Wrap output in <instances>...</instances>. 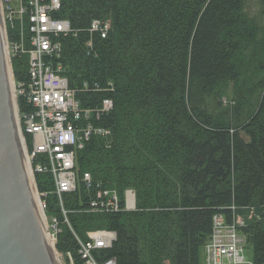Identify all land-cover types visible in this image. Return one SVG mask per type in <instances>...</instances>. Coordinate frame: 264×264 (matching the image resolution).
<instances>
[{
    "label": "trees",
    "instance_id": "trees-1",
    "mask_svg": "<svg viewBox=\"0 0 264 264\" xmlns=\"http://www.w3.org/2000/svg\"><path fill=\"white\" fill-rule=\"evenodd\" d=\"M246 1L70 0L62 4L55 18L67 20L71 32L60 38V58L49 62L53 69L60 66L58 74L67 79L82 108L95 110L105 99L112 101L109 113L95 123L111 131L115 141L108 149L92 139L78 152L77 187L63 196L62 206L56 197H46L45 215L58 221L55 249L59 253H68L75 264H82L78 244L63 222V210L80 239L86 230L116 234L109 249L92 252L97 264L109 260L146 264L143 228L123 223L142 212L141 196L135 195L134 213L90 214L94 186L87 190L79 179L89 172L93 183L106 188L114 184L121 195L129 185L119 182V176L112 184V170L105 162L111 155L118 172L116 141L124 131L125 117L129 119L130 110L153 108L166 134L165 152L177 146L183 153L176 200L161 211L153 209L165 212L164 221L173 223L169 217L176 218L177 236L168 244L167 264H199L200 250L210 239L217 215L229 224L235 218L242 220L237 231L252 251V263L264 264V94L255 113L235 126L213 122L200 109L202 99L219 84L237 78L235 56L247 49L254 32L243 14ZM93 20L111 23L105 39L88 32ZM7 36L10 39L12 33L7 31ZM11 65L14 81H26L27 58H14ZM17 106L19 112L30 110L22 98ZM180 127L185 134L177 132ZM95 156L103 159H95L90 168ZM35 183L39 194L52 187L47 175L36 176Z\"/></svg>",
    "mask_w": 264,
    "mask_h": 264
},
{
    "label": "rangeland",
    "instance_id": "rangeland-1",
    "mask_svg": "<svg viewBox=\"0 0 264 264\" xmlns=\"http://www.w3.org/2000/svg\"><path fill=\"white\" fill-rule=\"evenodd\" d=\"M243 14L247 23L250 25V27L253 29L254 32L251 37L252 40L250 39L251 41L250 45L247 44L248 45L247 49L241 53H237L235 56L234 64L237 71V78L234 81V83L223 82L219 84L211 95L206 96L202 99L200 105V109L213 122L224 124L226 126H235L236 124L245 123L255 113L257 104L260 98L264 94V0H247L244 5ZM10 32L14 37L15 32L11 30ZM90 34L93 35L96 33H90ZM60 38L61 37H59V39ZM89 43L90 42H88V44ZM6 46L8 47L7 43ZM14 58H26V55L12 57L11 60ZM11 60L9 61L11 76L13 78L14 84L18 85V83L21 81L19 82L14 81ZM58 73H60V71ZM27 77H28V72H27ZM69 90L71 89L69 88ZM24 102L26 103V105H28V107H30L31 110V106L25 100ZM15 105H16V101H15ZM29 111H25V112H29ZM23 113L24 112H19L18 110L19 118L22 119ZM106 113L100 110V112H96L94 114V117L93 114H91L90 112L87 113L82 111V113H78V112L75 113L78 114V117L80 118L81 121H84L83 116H86L87 117L86 120L88 122L85 121V124L73 123L72 125L74 126L75 124V126H77L82 131L86 128L84 131V138H85V134H88V136L87 139H85L86 141L83 140L85 141V143L82 149L73 150L74 160L78 152L82 151L85 145L89 143L92 139H97L99 142H101L103 144V148L106 147L109 149L111 146L114 145L113 142L115 140L114 138L112 139L111 131L104 129L100 127L97 123H95V121H98V119ZM69 114L73 115L70 112ZM128 116L129 119H126L125 117L124 124L121 125V128L124 129V131L119 132L118 134L119 136L116 141V145L120 150V152L117 153V160H116L118 164L116 169L118 170V172L114 171L115 165H113V161H112L113 157L111 155L105 162L106 164L105 167L109 170H112V173L110 174V178L112 179V181L111 179L109 180L111 181L112 184L114 183L115 178L119 176V182L124 181L129 186L125 187L126 189L122 192L121 195H119L116 188L113 187L114 184L112 187L109 186L106 189H109V191L112 194L113 193L117 194L119 199H122L126 193H130V192L134 194V197L135 195L141 196L142 212H140L137 215L128 217L129 218L128 221L125 222L123 221V223L126 225L131 224L132 227L136 228L137 230L143 228L142 229L143 233L141 234V237L145 241L144 242L145 244L143 245L142 252L144 257L143 260L146 264H156V263L167 264V260L165 256H166V250H168V244L171 240H174L177 236L175 232L176 218L175 216L169 217V219L172 220L173 223L164 221L162 217H165L163 215V213L165 212H158L159 210H157V213H155L153 209H156L157 207V209H160L161 211L162 208L168 207L170 203H173L176 200L178 196L177 179L179 178L180 175L179 168L181 166L180 164L183 157V153L180 151V149L177 146H175L172 149V151H168L167 153L165 152L167 148V145L164 143V138L166 134L164 130L160 127L161 124L160 116H158L155 113L153 108H149L147 111L145 110L141 112L140 111L133 112L132 110H130ZM96 117H98V119ZM15 118L17 123V110L15 111ZM21 126H22V122H21ZM21 126L19 121L17 123V128L20 137L22 136V130H23L21 129ZM181 127L177 129V132L185 134V131ZM100 129L104 131H99ZM95 159L100 161V159L103 158L95 156L93 160V165L90 168H92L95 165ZM74 172H75L76 186H77V169L75 168V161H74ZM40 174L47 175L52 185V187H49V189L46 188L44 192L41 193L42 196L39 197L41 210L43 211L44 208L45 211L47 207L46 205L47 203L45 200L46 197L47 199L53 196L56 197V199L59 202V206H62L63 196L66 194H71L73 192L58 194L51 180L52 177L50 176L51 174L49 172H43ZM85 174L89 176V183H91V187L94 186V190H93V197H94L97 188H101V185H98L100 184L99 182L96 183L92 182L91 174L89 172H83L82 177H80L79 179L83 185H84V180L82 178ZM89 188L90 187L88 188L86 187L87 190H89ZM116 210L117 209L115 208L113 209L114 214H126V213L136 212L137 208L136 206H133V208L130 207L125 208L123 212H117ZM96 213L99 214V212ZM236 222L238 223L239 219H237ZM46 224L48 227V232L52 237L51 234L52 223L50 222L49 219H46ZM166 227H170V229H167ZM69 230L71 232L70 227ZM86 231L87 232H84L83 234L84 238L80 239L78 237L81 241L86 240L87 235L91 233L111 232L110 230H86ZM216 231H218V233L214 234ZM237 234L236 235L239 239L238 238L236 239L241 246V242L244 243V239L239 233ZM224 237H225V231L223 229L216 230L213 225L210 239L200 250L199 264H208V261H210V264H213V262L214 264H224L227 261L226 255L221 251L222 248L229 243L230 239L228 238L224 239ZM230 237L233 240V236L230 235ZM74 239L77 242L75 237ZM115 239H116V234H115ZM113 242L111 243V245L113 244ZM155 242H157L158 248L154 250L156 244ZM53 244L55 248V243ZM78 250H80V246H78ZM101 250H106V248ZM153 251H156L157 253H153ZM54 254H56L59 257L60 264H75L72 257L68 253L64 255L59 253L55 249ZM242 255L243 256H240V258L241 257L244 258L241 264L252 263V251L251 249L246 248L245 243H244V250ZM224 258L226 259V261L224 260ZM239 263L240 262H236L235 264H239ZM82 264H87V262H85V260L84 261L82 260Z\"/></svg>",
    "mask_w": 264,
    "mask_h": 264
},
{
    "label": "built area",
    "instance_id": "built-area-1",
    "mask_svg": "<svg viewBox=\"0 0 264 264\" xmlns=\"http://www.w3.org/2000/svg\"><path fill=\"white\" fill-rule=\"evenodd\" d=\"M64 2L66 0H0V14L5 28L8 58L11 60L12 57L26 55L28 59L26 81L13 86L15 101L22 98L31 106V110L24 112L21 119L18 116V106L15 105L17 123L20 121L21 126L22 122L21 137H27L30 141L29 151L25 152V157L31 168V174L34 172L51 174V180L58 194L75 191L73 150L82 149L88 136L85 134L84 138L86 128L82 131L75 124L72 125L88 122L86 116H83L84 121H81L75 113L90 112L94 117V114L100 110L106 113L112 109L110 100H104L100 108L95 110L82 108L75 98V92L69 90L67 80L58 74L60 66L55 69L51 67L49 60L60 58L59 37L71 32L67 20L55 18V14L60 11ZM109 29V21L93 20L88 30L90 33H96L101 39H105ZM8 30L15 32L14 37L12 35L8 39ZM82 179L85 188L90 187V190L93 186L91 187L89 183V176L85 174ZM134 203V196L130 193H126L122 199H119L117 194H112L109 189L97 188L94 197L88 202L87 213L114 214V208L117 212H123L125 208H133ZM213 225L216 230L225 231L224 239H230L227 245L221 247V252L227 258V261L224 258L226 261L224 264H235L236 262L241 264L244 258H240L243 256L244 243L241 242V246L238 243L236 239L238 232L234 225H226L221 216L213 218ZM55 233L56 231L53 235ZM217 233L218 231L214 234ZM72 234L80 246V258L87 264H97L92 257L94 250L109 249L111 243L115 241L113 232L91 233L84 241H81L73 232ZM230 235L233 236V240ZM105 264L115 263L110 260Z\"/></svg>",
    "mask_w": 264,
    "mask_h": 264
},
{
    "label": "water",
    "instance_id": "water-1",
    "mask_svg": "<svg viewBox=\"0 0 264 264\" xmlns=\"http://www.w3.org/2000/svg\"><path fill=\"white\" fill-rule=\"evenodd\" d=\"M0 20V264H59L27 176L10 94Z\"/></svg>",
    "mask_w": 264,
    "mask_h": 264
},
{
    "label": "bare ground",
    "instance_id": "bare-ground-1",
    "mask_svg": "<svg viewBox=\"0 0 264 264\" xmlns=\"http://www.w3.org/2000/svg\"><path fill=\"white\" fill-rule=\"evenodd\" d=\"M0 20H1V24H2V28H1V36H2V42H3V45H4V58H5V61H6V67H7V79H8V84H9V89H10V94H11V98H12V101H13V108H14V113L16 111V106H15V97L14 95L12 94L13 93V86H14V82H13V78L11 76V70H10V65H9V58H8V51H7V46H6V43H7V40H5V28L3 26V23H2V19H1V14H0ZM110 29H111V23H110ZM110 29L108 30V32L110 31ZM105 100H109V99H105ZM111 101V100H110ZM103 102V101H102ZM112 102V101H111ZM16 104H17V101H16ZM112 106H113V103H112ZM100 108V107H99ZM86 109V108H85ZM98 109V108H97ZM20 137V136H19ZM20 142H21V147H22V152H23V156H24V161H25V166H26V171H27V176H28V180H29V185L31 187V192H32V195H33V198H34V201H35V204L37 206V209L39 211V215H40V221H41V224H42V227H43V230H44V234H45V237H46V241L47 243L49 244V246L53 249V251L55 250L54 248V244L55 243V236H56V233L58 231L57 227H58V221L56 218L54 217H48L45 215V212H44V208H43V211L41 210L40 208V198L42 195L38 193L37 191V187H36V183H35V178L36 176H39L41 175L40 173H36L34 172V174H31L30 170L31 168H29V165H28V162H27V159L25 157V152L29 151V147H30V141L28 140L27 137H20ZM75 184H76V181H75ZM71 185H72V182H71ZM101 188L102 189H105L106 187H104L101 183ZM77 187V186H76ZM36 188V189H35ZM130 194L132 196H134L133 193L130 192ZM40 195V196H39ZM129 199H131L129 197ZM134 202H135V197H134ZM62 211V214L64 216V219H63V222L64 224L69 228L70 225H69V220L67 218V215L65 211L61 210ZM219 216V215H217ZM221 216V215H220ZM225 222L226 225H234L235 227V230L237 231V226H242L243 222L240 218H235V220L233 221L232 224H229L226 219L221 216ZM46 219H49L50 222L52 223V231H51V234L53 235L54 231H56V233L53 235V238L51 237V235L49 234L48 232V227H47V224H46ZM239 219V222L237 223L236 220ZM72 230V229H71ZM73 232V230L71 231V233ZM238 232V231H237ZM74 233V232H73ZM75 234V233H74ZM73 235V234H72ZM74 236V235H73ZM244 239V238H243ZM54 240V242H53ZM244 243H245V240H244ZM78 254H79V250H78ZM55 255V258L57 260V262L59 263V257ZM60 264V263H59Z\"/></svg>",
    "mask_w": 264,
    "mask_h": 264
}]
</instances>
